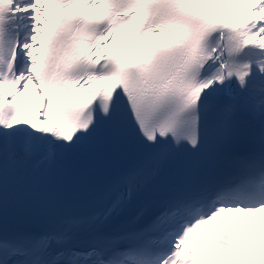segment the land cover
I'll use <instances>...</instances> for the list:
<instances>
[{
	"label": "snow or ice",
	"instance_id": "obj_1",
	"mask_svg": "<svg viewBox=\"0 0 264 264\" xmlns=\"http://www.w3.org/2000/svg\"><path fill=\"white\" fill-rule=\"evenodd\" d=\"M262 212L264 0H0V264H264Z\"/></svg>",
	"mask_w": 264,
	"mask_h": 264
}]
</instances>
